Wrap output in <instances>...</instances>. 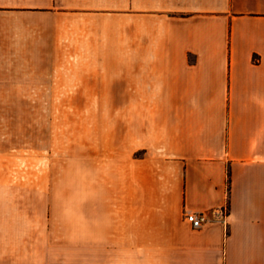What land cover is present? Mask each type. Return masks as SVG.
I'll return each instance as SVG.
<instances>
[{
    "label": "crops",
    "instance_id": "crops-1",
    "mask_svg": "<svg viewBox=\"0 0 264 264\" xmlns=\"http://www.w3.org/2000/svg\"><path fill=\"white\" fill-rule=\"evenodd\" d=\"M53 94L126 110L75 200L32 180ZM0 238V264H264V0H0Z\"/></svg>",
    "mask_w": 264,
    "mask_h": 264
},
{
    "label": "rangeland",
    "instance_id": "rangeland-1",
    "mask_svg": "<svg viewBox=\"0 0 264 264\" xmlns=\"http://www.w3.org/2000/svg\"><path fill=\"white\" fill-rule=\"evenodd\" d=\"M107 95L100 94V100ZM53 96L55 107L32 108V180L52 181L54 192H71L75 200L76 183L91 179L92 165L125 149L126 110L106 102L93 107L98 94ZM113 100L123 101V94Z\"/></svg>",
    "mask_w": 264,
    "mask_h": 264
},
{
    "label": "built area",
    "instance_id": "built-area-1",
    "mask_svg": "<svg viewBox=\"0 0 264 264\" xmlns=\"http://www.w3.org/2000/svg\"><path fill=\"white\" fill-rule=\"evenodd\" d=\"M186 218L191 225L196 228L202 227L204 224L212 220V217H210L208 213L192 210L186 212Z\"/></svg>",
    "mask_w": 264,
    "mask_h": 264
}]
</instances>
